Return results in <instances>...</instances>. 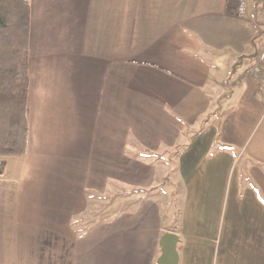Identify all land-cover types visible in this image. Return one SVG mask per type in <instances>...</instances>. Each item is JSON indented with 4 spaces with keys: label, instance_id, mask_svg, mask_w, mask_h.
I'll return each mask as SVG.
<instances>
[{
    "label": "crops",
    "instance_id": "crops-1",
    "mask_svg": "<svg viewBox=\"0 0 264 264\" xmlns=\"http://www.w3.org/2000/svg\"><path fill=\"white\" fill-rule=\"evenodd\" d=\"M30 3L28 143L0 156V264H158L167 232L178 264H264L255 1L244 19L236 0ZM117 189L146 194L78 235L87 194Z\"/></svg>",
    "mask_w": 264,
    "mask_h": 264
},
{
    "label": "trees",
    "instance_id": "trees-1",
    "mask_svg": "<svg viewBox=\"0 0 264 264\" xmlns=\"http://www.w3.org/2000/svg\"><path fill=\"white\" fill-rule=\"evenodd\" d=\"M30 31V0H0V156H23L27 151ZM135 193L143 196L146 191L138 189ZM87 195L90 201L104 197ZM85 214L73 221L80 236L98 222L91 224L84 219Z\"/></svg>",
    "mask_w": 264,
    "mask_h": 264
},
{
    "label": "rangeland",
    "instance_id": "rangeland-1",
    "mask_svg": "<svg viewBox=\"0 0 264 264\" xmlns=\"http://www.w3.org/2000/svg\"><path fill=\"white\" fill-rule=\"evenodd\" d=\"M259 51H261V47H259ZM255 52V50H254ZM167 157V156H166ZM169 158H174L172 155L171 157H167V161L169 162ZM169 166V163H168ZM166 188V187H165ZM168 187L165 189V191L162 194H158L155 196L156 198L160 197L159 199H162L163 204L162 206L164 209H167L169 211V207L167 205V199H168ZM141 195L135 193V190H121L117 189L115 191H112L108 195H104L103 198L97 197L91 200L90 202V208L87 211V214H85L84 219L87 221H91L90 223H94L95 221H102L104 219L110 218L114 216L116 213L120 212L122 209H124L123 202L126 200H133L136 201L138 198H140Z\"/></svg>",
    "mask_w": 264,
    "mask_h": 264
},
{
    "label": "built area",
    "instance_id": "built-area-1",
    "mask_svg": "<svg viewBox=\"0 0 264 264\" xmlns=\"http://www.w3.org/2000/svg\"><path fill=\"white\" fill-rule=\"evenodd\" d=\"M251 0H236L235 15L240 19H244L249 11V3ZM257 8V17L255 25L258 35L260 36L261 51L258 53L257 71L264 70V0H254Z\"/></svg>",
    "mask_w": 264,
    "mask_h": 264
},
{
    "label": "water",
    "instance_id": "water-1",
    "mask_svg": "<svg viewBox=\"0 0 264 264\" xmlns=\"http://www.w3.org/2000/svg\"><path fill=\"white\" fill-rule=\"evenodd\" d=\"M224 95H227L224 94ZM221 107V98L218 100V110ZM179 237L173 232L165 233L160 239L161 256L158 264H178L179 255L177 252V244Z\"/></svg>",
    "mask_w": 264,
    "mask_h": 264
}]
</instances>
